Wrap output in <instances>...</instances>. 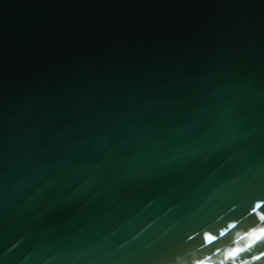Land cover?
I'll return each mask as SVG.
<instances>
[{
  "label": "water",
  "instance_id": "1",
  "mask_svg": "<svg viewBox=\"0 0 264 264\" xmlns=\"http://www.w3.org/2000/svg\"><path fill=\"white\" fill-rule=\"evenodd\" d=\"M0 264H264V0H0Z\"/></svg>",
  "mask_w": 264,
  "mask_h": 264
},
{
  "label": "snow or ice",
  "instance_id": "2",
  "mask_svg": "<svg viewBox=\"0 0 264 264\" xmlns=\"http://www.w3.org/2000/svg\"><path fill=\"white\" fill-rule=\"evenodd\" d=\"M210 239V238H209ZM232 254H234V253H230V255H232ZM257 258H259V257H257Z\"/></svg>",
  "mask_w": 264,
  "mask_h": 264
}]
</instances>
